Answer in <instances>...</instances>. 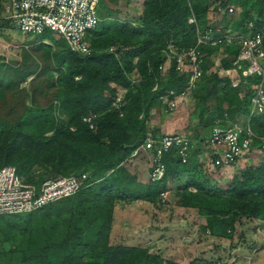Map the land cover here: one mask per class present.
I'll list each match as a JSON object with an SVG mask.
<instances>
[{"label":"trees","instance_id":"obj_1","mask_svg":"<svg viewBox=\"0 0 264 264\" xmlns=\"http://www.w3.org/2000/svg\"><path fill=\"white\" fill-rule=\"evenodd\" d=\"M137 1L99 0V22L88 35L87 54L72 51L63 37L46 31L37 39L44 48L41 57L33 53L12 64L0 55V167L14 166L26 183L36 186L49 175L87 174L85 185L70 197L26 214L0 216L3 242H10L5 250L15 264H160L162 258L147 248L110 245L109 238L116 203L159 205L161 193L163 204L195 209L203 228L218 238L232 239L243 218L264 216V161L224 179L225 166L209 170L199 151L217 121L235 122L249 114L250 91L240 96L241 89L228 77L211 70L216 52L222 54L221 67L232 68L239 51L235 44L197 47L203 72L190 92L195 122L180 133L191 142L187 161L182 163L170 149L162 157L164 176L148 184L138 182L123 165L147 135L159 134L148 121L153 107L166 110L160 97L173 99L187 86L189 73L177 71L174 60L160 69L168 45L194 47L196 27L244 33L247 19L264 30V0H221L235 8V16L219 14L210 0ZM6 2L0 0V10ZM131 6L138 12L131 14ZM9 29L0 22V38ZM29 76L33 78L22 86ZM47 94L48 102L40 105L38 96ZM89 114L95 115L94 129L82 121ZM250 126L264 135V113L252 116ZM35 166L44 172L38 174ZM61 201L64 207L55 205ZM54 209L64 212L62 219L54 217ZM20 220L24 227L15 231Z\"/></svg>","mask_w":264,"mask_h":264},{"label":"built area","instance_id":"obj_2","mask_svg":"<svg viewBox=\"0 0 264 264\" xmlns=\"http://www.w3.org/2000/svg\"><path fill=\"white\" fill-rule=\"evenodd\" d=\"M210 2L219 14L235 12L234 7L223 6L221 0ZM98 5L99 0H7L0 22H7L10 29L21 34L39 35L47 31L59 35L72 51L87 54L90 51L88 35L99 22ZM189 22L195 23L194 17L191 16ZM195 30L194 47L181 50L175 49L172 44L167 47L166 61L160 69L164 70L170 60H174L175 69L187 72L189 76L185 90L179 95L173 99H169V95L160 97L166 105L165 111H175L177 99L187 97L201 76L203 60L197 49L199 45L235 44L239 51L231 62V84L239 87L241 94L250 91L249 114L235 122L222 124L217 121L204 140L209 150L201 156L209 169L231 165L253 152L264 156V135L255 134L250 126L252 116L264 113V68L261 64L264 61V30L259 29L252 19L245 21L244 33L232 30L222 32L218 27L205 31L196 27ZM250 78H254V81L248 82ZM94 119V114L82 117L90 129H94ZM255 141L257 144L254 145ZM190 148L188 137L179 132H162L157 137L147 135L144 143L132 153L142 150L147 154L149 180L154 182L165 174L164 153L175 149L181 162L185 163ZM86 178V173L49 176L36 186L26 183L14 166L4 165L0 167V216L29 213L70 197L85 185ZM160 196L163 203L165 194L161 193Z\"/></svg>","mask_w":264,"mask_h":264},{"label":"rangeland","instance_id":"obj_3","mask_svg":"<svg viewBox=\"0 0 264 264\" xmlns=\"http://www.w3.org/2000/svg\"><path fill=\"white\" fill-rule=\"evenodd\" d=\"M130 2L136 3L138 1L130 0ZM129 10L131 14H135L136 12H138V9L132 6L130 7ZM3 12L4 10L3 11L0 10V16L3 14ZM234 13L235 12L231 14L233 15ZM38 38H40L38 35L26 36L13 29H9L7 31V35H5V37L0 38V55L3 57V60L5 62L12 64L16 62H20L22 56L28 57V55H31L33 53L36 58H39V56L40 57L42 56L41 54L43 53L44 48L42 49L40 47L39 42L37 40ZM41 43L49 44V41L43 40L41 41ZM221 56L222 54L219 52H216L214 55L211 56L212 69L217 70L219 68L220 64L218 63V61L220 60ZM261 64L264 68V61H262ZM56 71L57 69L55 68H53V71H50V74L54 77V79L58 75V72ZM32 78L33 76L27 77L26 81H22L21 85L26 86L27 82H29ZM133 80H135V78H133ZM51 91L52 89H49L48 93H50ZM49 95L50 94H47V96L44 95L42 97L38 96V102L40 103V105H45L48 102ZM187 96L188 97L180 100L177 99L178 103L181 101L178 104L179 108L177 109V112L165 111L162 107L159 106L153 107L151 109V114L148 124L149 125L154 124V126L158 127L159 133L162 132L165 133V131L187 133L188 131L187 122H189L190 120L194 121L192 117L193 99L191 94ZM13 99H15V97H13ZM24 102L25 104H28L29 99L24 100ZM12 103L18 105L19 100L18 103L17 101L15 102V100ZM3 108L4 105L3 103L0 102V115L2 112L4 113ZM14 116H16V113ZM248 157H249L248 161H251L253 159L256 161L257 159H259L260 156L257 155V153L253 152L251 153V156ZM123 165L131 174H133V169L132 170L130 169L131 166H129V164L127 165V163H123ZM34 169L36 172H38V174L44 172V169L39 166H35ZM23 178L24 180L26 179V177ZM63 202L64 201L58 202L55 205L58 204V206L64 207L65 205L62 204ZM113 210H114V217H113L114 225H113L112 239L111 241H109L110 245H124L130 247L143 246L147 248L149 252L154 253L162 258V263L160 264H166V261H170L171 264H215V263L217 264V262L212 261V258H214V256H212L211 259H208L209 256V253H207L208 251L207 252L200 251L201 247L202 249L205 248V250H208L210 247L215 246L214 243H212L213 241H211L209 238L202 240V237L186 238L183 235H181L183 233L179 231V227H181L179 221L181 219L188 218V214L185 211H182L179 214L175 213L174 215L173 206H168L163 203H160L159 205H153L139 201L132 203H116ZM51 212L54 213V217L57 219L58 218L62 219V217L65 215L64 212L62 213L61 211H56V209L52 210ZM198 216L193 215V218L196 220ZM259 216H261V219H256V218L255 219L259 220L261 226L264 228L263 226L264 216L263 214ZM54 217L52 216L51 219L53 220ZM170 219H172V221L174 222H172ZM146 225H150L153 227V229H156V235H153L154 237H149L147 233H145ZM22 227H24V221L20 220L18 221V227L15 228V231H18ZM253 228H254L253 225L252 227H249L245 231L246 235L245 233L243 234V239L238 241L239 249L237 254H239V258H236L235 255H230L228 253H225L223 256L221 255L222 257L219 258L221 260L220 264L222 263L247 264V261H249V263L250 262L255 263L259 257L260 258L264 257L262 253L258 252L254 254V252L252 253L249 251L250 249L254 248L256 245L261 244L255 241L253 242L252 240H259L261 242H264V238L260 234L258 235L257 230ZM143 229H144L143 233L139 231ZM258 229L261 230L262 228L258 227ZM262 231L264 235V230ZM255 236L259 238H254ZM3 240H4L3 235L0 232V264H8V263L15 264L14 258L9 260V255L6 253L5 250L10 246V242L7 241L4 243ZM221 244H223L227 248V250L229 249V252L232 251L234 252V250H232L234 249V242L231 243L233 246H230V243L224 240L222 241ZM199 245L201 246L200 248L198 247Z\"/></svg>","mask_w":264,"mask_h":264},{"label":"crops","instance_id":"obj_4","mask_svg":"<svg viewBox=\"0 0 264 264\" xmlns=\"http://www.w3.org/2000/svg\"><path fill=\"white\" fill-rule=\"evenodd\" d=\"M235 15H236V13H234V16ZM218 63L220 64L219 61H218ZM211 70L216 71L221 77H223V76L228 77L230 79V81L233 78V70H231V68L230 69H223L221 67V65H220L217 70H214L212 68H211ZM234 80H235V71H234ZM239 94H240V96H243V94H241V93H239ZM178 104H177L176 110L173 111V112H177V109L179 108ZM189 122H191V120ZM150 127L153 130L158 131V127L154 126V124H150ZM166 132H168V131H165V133ZM209 134H210V132H208L207 136L205 137V140L207 139ZM203 144L205 145V147H204ZM202 145H203V147L199 149L201 154H203L204 151L207 152L209 150L208 146L204 142H202L201 146ZM197 147H199V146H197ZM257 155H259L260 157L256 161L254 159L251 160V161H248V159H249L248 156H251V154H249V155H245L242 158H240L239 160H237V162L235 164L223 167L222 177L224 179H229L235 174L236 171L242 169L247 164L256 165L257 163L264 161V156L263 155H260V154H257ZM124 163H127V165L129 164V166H131L130 169L131 170L133 169V175L135 176V178L137 179L138 182H141L143 184H148L150 182L149 173H148V156H147V154L145 152L140 150V151H138L135 154L132 153L127 158V160ZM124 165H126V164H124ZM146 203H148V202H146ZM148 204H150V203H148ZM182 211H185L188 214V218L187 219H181L179 221V224L181 225V227H179V231L183 233L181 235H183L186 238L187 237H197V238L202 237V240H205L206 238H209L211 241H213L212 243H214L215 246L210 247L209 248L210 251H209V249L208 250H205V248L202 249V247L200 245L198 247L199 248L201 247L200 251H205V252L208 251L207 252V253H209L208 259H211L212 256H214V258H212V261H214V262L221 263L220 262L221 260L219 258L222 257L225 253H228L230 255H235L236 258H239V254H237L238 249H239V242L238 241L243 239V234L245 233V231L249 227H252V225L254 227L253 229L257 230V232H258L257 234L258 235L260 234L264 238L263 231H262V230H264V228L261 226L260 221L256 220V219L243 218L242 220H240L239 222H237L235 224L234 236L232 237V239H226V238H218L216 236H213V235L207 233L208 232L207 228L205 229L202 226L203 225V219H202V217L198 216V214L196 213L195 209H193V208H184V207H174L173 206V214L174 215H175V213L179 214ZM193 215H197L198 218L196 217L197 219L195 220L193 218ZM170 220L172 221V219H170ZM172 222H174V221H172ZM113 225H114V221H113V224H112V229H111L109 241H111V239H112ZM258 227H261L262 229L259 230ZM139 231L143 233L144 229L143 230H139ZM139 231H137V232H139ZM145 233H147V235L149 237H154L153 235H156V229H153V227L150 226V225H146L145 226ZM236 235H238V236H236ZM245 235H246V233H245ZM254 238H259V237L255 236ZM223 240L229 242L230 246H233L231 243L234 242V249H232V250H234V252L233 251L229 252V249L227 250V248L223 244H221ZM252 241L253 242L255 241V242L261 243V244L260 245H256L254 248L250 249L249 251L252 252V253L254 252V254L259 252V253H262V255L264 256V253H263L264 252V242H261L259 240H252ZM257 243H255V244H257ZM200 244H202V243H200ZM218 245H220V246H218ZM230 249H231V247H230ZM252 253H250V254H252ZM234 260H235V258H234ZM236 263H238V262H236ZM247 264H264V257H262V258L259 257L258 260L255 263H252V262L249 263V261H247Z\"/></svg>","mask_w":264,"mask_h":264},{"label":"clouds","instance_id":"obj_5","mask_svg":"<svg viewBox=\"0 0 264 264\" xmlns=\"http://www.w3.org/2000/svg\"><path fill=\"white\" fill-rule=\"evenodd\" d=\"M218 263V262H217Z\"/></svg>","mask_w":264,"mask_h":264}]
</instances>
